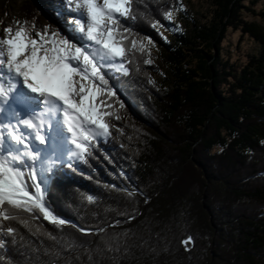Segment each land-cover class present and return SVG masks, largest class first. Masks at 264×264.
<instances>
[{
    "label": "trees",
    "instance_id": "obj_1",
    "mask_svg": "<svg viewBox=\"0 0 264 264\" xmlns=\"http://www.w3.org/2000/svg\"><path fill=\"white\" fill-rule=\"evenodd\" d=\"M244 1L212 0L213 17L200 23L183 0H137L136 21H122L131 63L128 74L113 73L112 135L87 163L65 164L49 180L55 213L105 228L103 241L21 213L27 223L5 222L16 242L0 248V264H264V27L243 10L264 11ZM168 11L186 27L166 21ZM229 30L260 51L233 61ZM133 38L159 51H133ZM154 71L166 81L157 84Z\"/></svg>",
    "mask_w": 264,
    "mask_h": 264
},
{
    "label": "snow or ice",
    "instance_id": "obj_2",
    "mask_svg": "<svg viewBox=\"0 0 264 264\" xmlns=\"http://www.w3.org/2000/svg\"><path fill=\"white\" fill-rule=\"evenodd\" d=\"M136 2L63 0L76 17L71 24L64 23L67 36L49 32L47 26L40 31L34 20L16 21L15 30L4 29L0 37V248L15 244L17 229L5 222L27 223L20 219L21 213L42 217L61 229L70 225L103 241L105 228L78 226L55 213L47 199L49 180L65 164L72 168L78 161L87 163L98 142L112 135L108 101L115 96L113 73L128 74L126 65L131 63L125 42L132 32L122 21H136ZM54 11L63 21L62 5H55ZM164 19L172 22V12L164 13ZM151 27L158 30L162 25L155 21ZM145 47L131 40L133 51L143 52ZM122 191L129 197L137 194L126 187ZM87 200L92 202L94 197L88 195ZM108 250H113L110 245Z\"/></svg>",
    "mask_w": 264,
    "mask_h": 264
},
{
    "label": "rangeland",
    "instance_id": "obj_3",
    "mask_svg": "<svg viewBox=\"0 0 264 264\" xmlns=\"http://www.w3.org/2000/svg\"><path fill=\"white\" fill-rule=\"evenodd\" d=\"M183 3L196 21L200 23L210 20L214 15L213 10L215 7L212 0H183ZM244 4L252 8L257 14L264 11V0H245ZM22 5L24 9L29 10L28 13L32 16L30 19L27 13H22ZM55 5H62L65 12L63 21H60L56 16L54 11ZM243 17L248 21L258 22L264 27L263 15H253L251 12L243 10ZM24 20L30 23L34 20L37 29L40 31H43L44 27L47 26L49 32L57 31L61 36H67L68 34L65 31L64 23L67 22L71 24L74 20V14L71 13L70 8L66 4H63V0H56L53 2L49 0H0V37L4 36V29L12 26L15 30V22H23ZM173 22H179L184 28L186 27L184 21L177 18L176 14L173 16ZM161 31L166 33L165 29ZM166 35L168 34L166 33ZM146 46L152 48L156 53L159 51L154 45L148 42ZM224 46L225 55H230L232 60L239 64L247 60V54H257L261 49L260 45L250 35L241 33L239 30L228 31ZM157 63L160 65L159 61H157ZM160 68L163 72V76L169 75L165 68L161 66ZM163 76H160L156 71L152 72V78L157 84L165 80ZM113 91H116L114 87ZM77 163H79V161L74 164Z\"/></svg>",
    "mask_w": 264,
    "mask_h": 264
},
{
    "label": "bare ground",
    "instance_id": "obj_4",
    "mask_svg": "<svg viewBox=\"0 0 264 264\" xmlns=\"http://www.w3.org/2000/svg\"><path fill=\"white\" fill-rule=\"evenodd\" d=\"M76 17H75V15H74V19H75ZM68 34V33H67Z\"/></svg>",
    "mask_w": 264,
    "mask_h": 264
}]
</instances>
